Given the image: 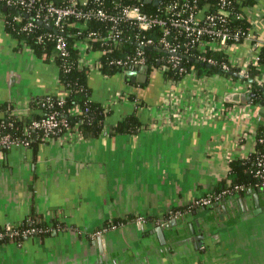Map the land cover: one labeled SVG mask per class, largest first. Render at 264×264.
Segmentation results:
<instances>
[{
  "label": "crops",
  "instance_id": "1",
  "mask_svg": "<svg viewBox=\"0 0 264 264\" xmlns=\"http://www.w3.org/2000/svg\"><path fill=\"white\" fill-rule=\"evenodd\" d=\"M256 3L264 10V0ZM259 30L264 34V21ZM244 48L243 63L249 44ZM89 57L80 64L90 71L91 99L109 112L100 135L74 128L30 147H0V227L32 211L64 225L45 237L0 242V264H264V187L222 199L227 213L215 204L164 219L212 193L229 161L255 150L264 104L225 100L227 93L251 92L241 86L244 79L189 73L171 83L155 69L146 70L145 82L131 75L129 83L99 71V51ZM63 92L54 60L19 43L0 15V105L32 119L42 114L36 99ZM132 113L141 122L137 132L114 133L112 126ZM141 215L146 220L139 224Z\"/></svg>",
  "mask_w": 264,
  "mask_h": 264
},
{
  "label": "trees",
  "instance_id": "2",
  "mask_svg": "<svg viewBox=\"0 0 264 264\" xmlns=\"http://www.w3.org/2000/svg\"><path fill=\"white\" fill-rule=\"evenodd\" d=\"M180 1H189L194 7V0ZM205 1L211 3L212 9L218 7V2H215V0H198V2L195 3L196 7H201ZM256 1L257 0H229V2L225 4L221 2V7H224L231 14L230 29L232 31L236 30L239 26L242 27L243 31L250 29V21L248 19H237L235 15L238 12H244L243 8L245 6L253 5ZM49 2L58 5L67 4V2L65 3L62 0H36L34 3L35 5L27 7L20 3H8L7 0H0V15L3 17L5 30L15 37L19 43L22 42L29 45L35 55L41 60H54L57 64L58 80L64 88L62 94L63 100H60L59 95H46L36 99L35 104L44 111H56L62 118H65L67 121V126L63 127L65 132L76 128L86 137L99 136L105 126V120L109 113L104 105L91 99V88L88 85V74L90 71L88 66L80 64L81 55L78 45L81 42L86 43V48L87 50L89 49V51H99L109 46L111 51H104V53L101 54L99 59V71L105 76H112L116 73L124 75L125 80L129 83L133 81L131 80V75L127 74L126 71L129 69L134 70L136 66L130 64L119 65L114 61L118 58L126 61V55L131 56L136 54L138 50L137 40L143 37H151L155 41L153 44L143 49L146 65L148 66L147 72L155 69L159 71V69L162 68L164 70H162L161 73L168 82L177 83L189 73H194L196 76L202 73L208 76L220 74L232 81L243 79V77L238 75L240 68L233 65L228 69L222 67V65L227 62L226 53L214 51L210 48H206L203 52L195 49L191 44L189 46H183L187 42L188 37L185 33L176 32V30L172 31L173 35L170 37L172 44L178 45L180 49L179 62L177 65H174L170 61L171 54L160 48L159 39L163 32L159 26H155L150 30L139 31L138 29L132 30L130 26L120 21L114 28L122 30L123 33L115 42L111 43V41H107L106 43H108V45H103L104 40L102 39V36L106 34V31L112 26V23L108 20L92 18L84 25H76L78 19L71 16L66 19L60 27L57 28L52 26L49 28L45 25L47 21L44 19L45 10L40 7L41 4H47ZM120 2L122 4L129 2L140 4L141 9L147 12H155L157 9L156 4L146 0H120ZM96 6H98L97 3L91 2L88 8ZM105 7L114 11V13L118 12L120 9V6L111 8V0H106ZM16 17H20V20H17ZM39 20L42 22L40 23ZM28 22L34 23L31 29L24 28ZM92 31L100 32L98 36L101 38L95 39L91 34ZM59 36L63 37L66 43L67 52L64 55L61 54L56 47L57 38ZM199 55L202 58H198ZM209 57L214 59L216 64H209L207 62ZM180 69L183 70L181 71ZM263 69L264 43L259 49L258 64L248 65L249 77L244 80L249 84L252 93L251 103L255 105L259 103L264 104V89L258 83ZM140 85L143 86L145 83H141ZM130 97L135 100L138 99L133 93H130ZM138 104L142 103L138 101ZM0 110L3 112L2 115H0V134H10L12 137L21 140H26L30 137L37 138V135L40 134L39 129H34L31 126V122L34 119L40 118V115H36L32 119L17 117L11 113L10 106L6 104H1ZM140 125L141 122L138 116L132 113L124 119L119 120L112 127L114 133H135ZM36 142H41V138L34 140L29 147ZM260 160H264V117L260 120L256 129L255 150L245 157L231 159L229 161V169L226 177L218 182L212 193L216 194L228 190V192L224 194L223 199H225L232 195L244 196L251 188H263L264 178L256 174L261 168L259 165ZM235 186H240V188L234 189ZM213 205L215 204L210 206ZM196 208L201 207L191 203L182 208L170 210L164 219L173 217L174 212L180 213L182 219H185L187 217L186 215L193 213ZM114 222L118 224L120 220L116 219ZM63 227L64 225L58 220H53L52 223H48L44 221L40 215L32 211L25 220L14 226L15 233L0 235V242L15 241L21 243L26 237H45L51 235L54 229ZM32 229L34 232L27 236L23 235L25 231ZM4 232V228L0 227V233Z\"/></svg>",
  "mask_w": 264,
  "mask_h": 264
},
{
  "label": "built area",
  "instance_id": "3",
  "mask_svg": "<svg viewBox=\"0 0 264 264\" xmlns=\"http://www.w3.org/2000/svg\"><path fill=\"white\" fill-rule=\"evenodd\" d=\"M59 1V0H55ZM66 5H58L53 2L47 4H41V8L45 10L44 19L46 22H50L53 27H60L62 23L71 16L76 17L78 20L76 25H84L90 19L96 18L100 20H108L112 23L111 28L106 31V34L102 36L104 40L103 45H108L107 41L111 43L115 42L123 33L122 30L114 28L118 22H124L126 25L130 26L132 30L138 29L139 31L150 30L155 26H159L162 29V36L159 39L160 48L171 54L170 61L177 65L179 62V47L178 45H173L170 41V37L173 35L172 31L185 33L188 37L187 42L183 46H189L190 44L200 51H205L206 48H210L214 51H221L227 54V62H225L222 67L228 69L231 65L240 68L238 75L247 79L249 77L248 65L258 64L259 59V49L264 43V34H261L259 30V25L264 21V10H262L257 3L245 6L244 12H238L235 15L237 19H248L250 21V29L243 31L242 27L239 26L236 30L232 31L230 29L231 24V14L224 7H221V2L225 4L229 0H215L218 2V7L215 9L211 7V3L205 1L201 7H196L195 3L198 0H194V7L189 1L180 0H159L157 9L155 12H147L141 9V5L129 2L122 4L120 0H111V8L119 7L118 12L111 11L109 8L105 7L106 0H62ZM8 3H20L27 7H32L35 5L36 0H7ZM91 2L97 3L98 6L88 8ZM257 2V1H256ZM260 8V9H259ZM39 14V13H38ZM20 20V17H16ZM83 22V23H82ZM34 26L33 22H28L24 27L25 29H31ZM174 29V30H172ZM98 31H92L93 37L101 38L98 36ZM155 41L151 37L140 38L137 40L138 50L134 55H126V61L122 59H117L114 61L116 64L124 65L130 64L134 66L146 65V58L144 56V47L153 44ZM249 44V57L244 60V63L240 59V53L244 50L245 45ZM56 47L61 54H66L67 47L63 37L59 36L57 38ZM78 47L80 48L81 60L87 64L90 61V54H93L97 50L89 51L86 48V43L81 42ZM246 50V49H245ZM89 51V52H88ZM104 51H111V48L106 47L105 49H100L99 52L102 54ZM198 58H202L200 55ZM207 62L209 64H216V61L212 58H208ZM100 66V63H98ZM124 68V66H123ZM125 70V68H124ZM157 70V69H156ZM162 68L159 69L161 72ZM181 71L183 69H180ZM125 72V71H123ZM244 86L246 90L250 91L248 82L244 81ZM260 86L264 89V69L261 77L258 80ZM241 86L237 88L241 89ZM60 100H63V95H59ZM49 99V97L47 96ZM31 126L34 129H39L37 138L30 137L26 140H21L16 137H12L10 134H0V147L11 148L15 146H29L34 140L41 138V141H48L54 138L64 136L67 132L63 130V127L67 126V121L62 118L60 114L56 111H44L40 118L34 119L31 122ZM262 140V139H261ZM261 168L257 171L259 177L264 178V160L259 161ZM240 186H235L234 189H239ZM228 192L225 190L220 193H210L193 201L192 204L199 206L201 208L208 207L212 204L219 203L224 194ZM173 216L179 217L180 213L174 212ZM145 221L144 216H139L137 222L142 224ZM13 224H5L3 226L5 232L0 233L4 235L6 233H15ZM114 226V225H113ZM106 228H102L97 233H101ZM34 232V230H27L23 235Z\"/></svg>",
  "mask_w": 264,
  "mask_h": 264
},
{
  "label": "water",
  "instance_id": "4",
  "mask_svg": "<svg viewBox=\"0 0 264 264\" xmlns=\"http://www.w3.org/2000/svg\"><path fill=\"white\" fill-rule=\"evenodd\" d=\"M148 2H153L154 4H158L159 0H146ZM39 22L41 23L42 21L39 20ZM45 25L49 28L52 27L51 23L50 22H46ZM139 70H141L143 73L136 75V71L135 70H127L126 73L127 74H130L132 75V79L133 80H137V81H140V82H145V80L147 79V73H146V70L148 69V66L147 65H142L140 66ZM251 97H252V93L251 92H242V93H227L226 96H225V100L227 102H246L247 100H251ZM254 199H255V203L256 205H259V195L258 193H254ZM240 201L242 202V200L240 199ZM217 210L218 212H224V213H227V210H226V206L223 204V205H219L217 203ZM170 224L173 226V225H176L177 224V221L176 220H172L170 222ZM190 228H191V232L193 231L192 229V225L189 224ZM155 231L157 233V235L159 236L160 240L165 243L166 242V238H165V234H164V226L162 225H159L155 228ZM179 234V233H178ZM189 238H187L188 240ZM190 240V239H189ZM188 240V241H189Z\"/></svg>",
  "mask_w": 264,
  "mask_h": 264
}]
</instances>
